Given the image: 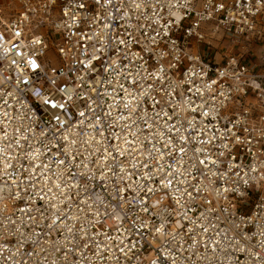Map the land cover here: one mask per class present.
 I'll use <instances>...</instances> for the list:
<instances>
[{"label": "built area", "instance_id": "built-area-1", "mask_svg": "<svg viewBox=\"0 0 264 264\" xmlns=\"http://www.w3.org/2000/svg\"><path fill=\"white\" fill-rule=\"evenodd\" d=\"M0 264H264V0H0Z\"/></svg>", "mask_w": 264, "mask_h": 264}, {"label": "rangeland", "instance_id": "rangeland-1", "mask_svg": "<svg viewBox=\"0 0 264 264\" xmlns=\"http://www.w3.org/2000/svg\"><path fill=\"white\" fill-rule=\"evenodd\" d=\"M55 56H56V54H55V51L54 50L49 51L48 58H53Z\"/></svg>", "mask_w": 264, "mask_h": 264}]
</instances>
